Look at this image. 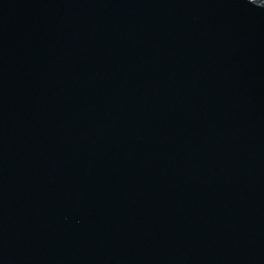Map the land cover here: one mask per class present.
<instances>
[{"label":"water","instance_id":"water-1","mask_svg":"<svg viewBox=\"0 0 264 264\" xmlns=\"http://www.w3.org/2000/svg\"><path fill=\"white\" fill-rule=\"evenodd\" d=\"M0 264H264V0H0Z\"/></svg>","mask_w":264,"mask_h":264}]
</instances>
